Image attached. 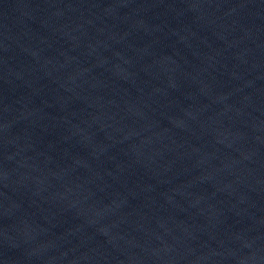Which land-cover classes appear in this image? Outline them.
I'll return each mask as SVG.
<instances>
[{
  "label": "water",
  "instance_id": "1",
  "mask_svg": "<svg viewBox=\"0 0 264 264\" xmlns=\"http://www.w3.org/2000/svg\"><path fill=\"white\" fill-rule=\"evenodd\" d=\"M0 264H264V0H0Z\"/></svg>",
  "mask_w": 264,
  "mask_h": 264
}]
</instances>
